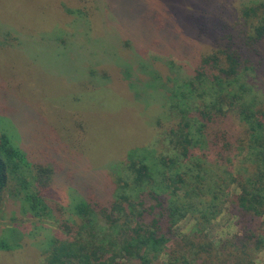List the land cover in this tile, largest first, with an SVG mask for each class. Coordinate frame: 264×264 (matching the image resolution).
Masks as SVG:
<instances>
[{
  "label": "trees",
  "instance_id": "obj_1",
  "mask_svg": "<svg viewBox=\"0 0 264 264\" xmlns=\"http://www.w3.org/2000/svg\"><path fill=\"white\" fill-rule=\"evenodd\" d=\"M236 1L223 4L219 19L210 15V0L203 2V17L186 13V28L191 34L193 24L197 35L193 41L188 35L190 43L170 39L176 28L170 16L153 11L144 18L153 26L144 33L151 35L148 47L159 53L175 47L180 61L191 59V67L171 62L164 74L141 64L148 74L140 79L125 66L129 92L155 99L171 119L166 127L159 118L162 133L155 143L131 148L125 159L108 165L102 179L84 178L66 160L60 164L55 146L31 143L33 163L15 137L0 134V205L14 180L11 195L21 201V212L56 227L46 231L35 264H259L264 252V84L258 81L264 77V0ZM138 2L140 15L148 6ZM95 72L101 75L96 85L101 92L109 77ZM230 119L236 134L228 127ZM75 124L85 140L84 123ZM46 156L53 159L42 161ZM58 181L72 193L68 208L48 199ZM226 208L237 210L239 229L212 239L203 227ZM186 218L198 234L179 231ZM19 247L18 241L0 242L1 250Z\"/></svg>",
  "mask_w": 264,
  "mask_h": 264
},
{
  "label": "rangeland",
  "instance_id": "obj_2",
  "mask_svg": "<svg viewBox=\"0 0 264 264\" xmlns=\"http://www.w3.org/2000/svg\"><path fill=\"white\" fill-rule=\"evenodd\" d=\"M226 1L237 2L210 0L213 19L224 14ZM203 2L142 0L148 7L139 10V15L138 0H0V78L4 76L0 81V134L15 137V144L33 163L36 155L30 150L31 143L43 149L55 146L60 164L66 160L72 169H81L84 178L94 175L102 179L108 165L125 159L131 148L153 145L162 133L158 121L162 119L167 127L171 119L169 113H161L155 99L145 100L129 92L123 78L125 66L140 79L148 74L140 70L141 64L164 74L171 62L191 67V59L180 61L182 54L174 53L175 47L168 46L165 50L170 52L164 53L148 47L151 35L144 33L151 32L153 26L144 18L153 11L170 16L176 27L170 32L173 43L189 42V37L193 41L196 28L191 24L190 34L184 16L191 12L199 16ZM207 42L210 40L206 47ZM92 71L109 77L105 90L97 89L102 87L96 86L101 75ZM258 78L259 85L264 84V77ZM78 119L87 130L85 140L75 124ZM228 127L233 134L238 132L234 119L228 121ZM77 139L84 142L75 146ZM48 158L53 159L41 157L42 161ZM12 184L0 205V242L18 241L20 247L0 249V264H35L46 231L56 227L51 221L32 219L21 212V201L11 195ZM66 185L64 181L52 184L48 199L68 208L72 193ZM236 215L237 210L226 208L203 231L217 240L232 236L239 229ZM177 227L185 234L199 232L191 218ZM258 262L264 264V252Z\"/></svg>",
  "mask_w": 264,
  "mask_h": 264
}]
</instances>
